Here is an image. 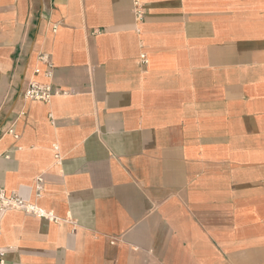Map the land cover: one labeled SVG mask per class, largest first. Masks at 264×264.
<instances>
[{"label":"crops","instance_id":"1","mask_svg":"<svg viewBox=\"0 0 264 264\" xmlns=\"http://www.w3.org/2000/svg\"><path fill=\"white\" fill-rule=\"evenodd\" d=\"M142 5L0 0V264H264V0Z\"/></svg>","mask_w":264,"mask_h":264},{"label":"built area","instance_id":"2","mask_svg":"<svg viewBox=\"0 0 264 264\" xmlns=\"http://www.w3.org/2000/svg\"><path fill=\"white\" fill-rule=\"evenodd\" d=\"M133 11L137 20H142L144 16L142 0H133ZM142 62L147 64V59L145 55H142ZM41 60L46 62L50 68L48 58L41 56ZM50 77H52L49 74ZM60 91L54 87L53 84H43L36 81H31L24 93V99L27 101H50L54 96L58 95ZM41 182V181H40ZM24 210L28 213L50 218L44 211L38 209L31 203L22 199L19 195H7L5 191L0 189V220L9 210Z\"/></svg>","mask_w":264,"mask_h":264}]
</instances>
